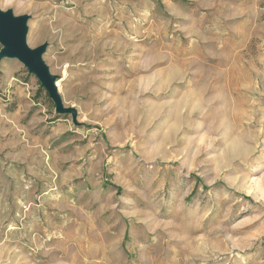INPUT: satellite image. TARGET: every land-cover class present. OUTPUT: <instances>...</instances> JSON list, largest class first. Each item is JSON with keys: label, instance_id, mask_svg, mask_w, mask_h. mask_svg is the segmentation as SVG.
I'll return each instance as SVG.
<instances>
[{"label": "rangeland", "instance_id": "obj_1", "mask_svg": "<svg viewBox=\"0 0 264 264\" xmlns=\"http://www.w3.org/2000/svg\"><path fill=\"white\" fill-rule=\"evenodd\" d=\"M0 11L74 111L0 59V264H264V0Z\"/></svg>", "mask_w": 264, "mask_h": 264}, {"label": "water", "instance_id": "obj_2", "mask_svg": "<svg viewBox=\"0 0 264 264\" xmlns=\"http://www.w3.org/2000/svg\"><path fill=\"white\" fill-rule=\"evenodd\" d=\"M27 17H13L11 12L0 11V59L8 58L20 62L27 71L34 75L40 86L47 92L55 106L56 114H74L73 110L64 109L57 93L55 78L41 60L43 47L29 49L26 44Z\"/></svg>", "mask_w": 264, "mask_h": 264}]
</instances>
